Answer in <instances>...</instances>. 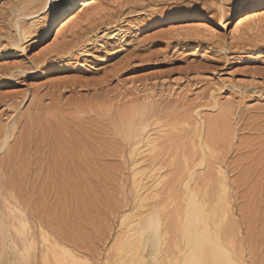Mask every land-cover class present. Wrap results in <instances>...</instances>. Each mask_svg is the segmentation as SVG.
<instances>
[{
    "label": "rangeland",
    "instance_id": "374dc122",
    "mask_svg": "<svg viewBox=\"0 0 264 264\" xmlns=\"http://www.w3.org/2000/svg\"><path fill=\"white\" fill-rule=\"evenodd\" d=\"M238 1L225 5L220 22L218 9L212 8L219 0H107L64 29L43 57L45 51L31 48L30 43L22 45L24 52L10 47L16 39L11 12L18 0H0V133L13 119V145L19 132L28 130L29 145L16 160L24 165L17 186L22 182L24 188L31 186L57 203L78 204L72 226L79 229L82 223L89 229L77 235L59 226L51 231L42 228L49 242H61L85 259L82 253L91 252L99 264L106 254L91 247L92 236L111 244L121 216L109 211L111 222L106 219L107 199L115 197L125 210L131 203L128 151L135 135L129 124L139 117L138 110L150 105L149 117L154 116L152 123L160 121L159 129L176 126L186 134L187 125H195L196 110L202 119L218 113L210 108L213 97L230 108L227 134L220 135L226 139L216 145L217 158L231 180L235 212L245 232V262L264 264V20L245 24L232 37L234 20L258 5L264 8V0H243L237 7ZM198 25L217 30L219 39H153L169 27ZM115 27L124 29V47L102 37ZM88 42L85 55L81 47ZM38 51L41 55L32 59ZM13 63L21 67H12ZM98 76L101 79H95ZM123 112L132 115L128 125L116 119ZM50 124L74 131L66 134V140L79 144L74 147L77 153H70L76 166L65 165L77 176L66 166L59 169L62 159H56L57 153L47 145L53 135ZM117 176L128 186V195H123L121 185L120 192L108 190L101 199L106 184L117 183ZM9 201L26 213L38 233L40 223L32 222L28 204L23 199ZM40 245L38 237L35 253Z\"/></svg>",
    "mask_w": 264,
    "mask_h": 264
},
{
    "label": "bare ground",
    "instance_id": "6f19581e",
    "mask_svg": "<svg viewBox=\"0 0 264 264\" xmlns=\"http://www.w3.org/2000/svg\"><path fill=\"white\" fill-rule=\"evenodd\" d=\"M106 1L18 0L11 12L16 39L10 42V47L24 52L22 45L30 43L31 48H41L40 51L44 52L49 45L52 48L61 32L71 23L102 7ZM241 4L238 1L236 6ZM260 12H264V8L258 5L234 20L232 37L239 34L245 24L261 20L251 19L252 15ZM23 19L29 20L28 23L19 24ZM123 33L124 29L115 27L104 32L102 37L115 39L124 47ZM90 45L88 42L81 47L85 55H88ZM49 51L43 53V57ZM211 98L213 104L210 108L218 110V113L202 119L196 110L195 125L189 127L185 122L189 129L186 134L176 126L169 127V130L165 127L159 129L160 121L152 123L154 116L149 117L150 105L138 110L139 117L129 124L135 135L128 151L131 203L119 217V229L109 245V252L105 253V261L110 260L111 264H246L231 180L217 158L219 150L216 145L226 139L220 135L227 134L225 119L230 108ZM129 114L123 112L119 116L118 113L116 119L128 125L132 119ZM12 121L3 126L0 133V178L6 170L11 176L9 165H14L19 154L29 145L26 144L27 129L21 130L14 139L15 144L11 145L16 129ZM48 128L53 135L47 145L58 154L54 155L56 159H62L59 169L63 166L68 168V165L75 169L76 163L70 153H77L74 147L79 144L66 140V134L74 131L66 125L55 127L50 124ZM82 147L86 150L87 142H83ZM69 168V171L73 170ZM13 198L15 201L16 197L11 192L0 190V264H4L6 243L13 250L14 264H27L29 259H37V232L30 225L26 213L9 201ZM38 237L41 239V264H49L50 261L52 264H85L86 259L66 245L49 242L41 226H38Z\"/></svg>",
    "mask_w": 264,
    "mask_h": 264
},
{
    "label": "snow or ice",
    "instance_id": "6c2138e0",
    "mask_svg": "<svg viewBox=\"0 0 264 264\" xmlns=\"http://www.w3.org/2000/svg\"><path fill=\"white\" fill-rule=\"evenodd\" d=\"M231 0H219V3H213L212 8L218 9L219 14V21L223 22L226 8L225 5L229 4ZM243 2V0H241ZM103 11V9H101ZM251 19H261L264 20V12L256 13V15H252ZM203 32L205 35H199L198 33ZM165 38H170L172 40L178 41H187V40H197V41H205L211 38L212 41L219 39L218 31L211 28L210 26L206 25H198L196 27H187V26H174L169 27L164 31H161L157 36L153 37V39L163 40ZM226 38V37H225ZM235 43V42H234ZM4 48L9 47L8 45H3ZM51 48L49 45L48 48H45V52H48ZM41 54L36 52L35 57L32 59H36ZM15 68H20L21 65L19 63H13L11 65ZM91 79V78H85ZM95 79H101L100 76L95 77ZM7 151V150H5ZM10 168H12V174L9 176L8 171H5V175L0 178V190L11 192L13 196L16 197L17 200L23 199L24 202L28 204L29 210L32 213V222L35 224L39 221L41 228H48L49 231L56 227H60L61 229H69L72 232H75L77 235H82L83 232H88L89 229L85 224H80L79 229H76L72 226V221L75 219L74 213L79 210L78 204L72 206L70 204H66L64 201L57 203L55 200L51 199L50 197H46L44 194L35 191L29 186L28 188H24L23 183L21 182L19 186H17L16 180L17 175L22 174L24 171V165L22 161H17L15 164H10ZM117 183L108 182L106 184V188L103 192L100 193L101 199H105L108 193V190H111L113 193L121 191V185H123V181L120 180L119 176H117ZM19 187V191H18ZM123 195H128V186L123 185ZM104 214L106 219H109L111 222V217L107 214L108 212L114 213L117 218L120 214L127 211L125 209L120 208L118 200L113 197L111 199H107L106 207L104 208ZM239 218H237L238 220ZM49 225L51 226L49 228ZM239 235L241 238H245L244 229L241 228ZM38 239V233H37ZM103 244V247L101 246ZM110 241H104L101 238L99 241L92 236L91 239V247L98 249L101 253H108L109 252V245ZM12 248L9 246L8 243L5 244L4 248V264H14L12 260ZM87 257L85 264H97V261L93 258L91 252H84L82 253ZM40 251L37 248L36 256L37 259L33 261L29 259L27 264H40L39 261ZM251 258V256H250ZM49 264H52L50 261ZM99 264H111V261H105L102 257L99 260Z\"/></svg>",
    "mask_w": 264,
    "mask_h": 264
}]
</instances>
